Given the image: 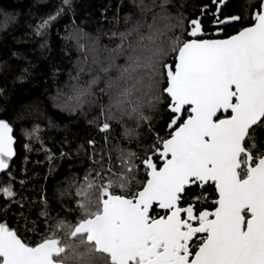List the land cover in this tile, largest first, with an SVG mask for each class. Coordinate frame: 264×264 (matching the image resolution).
Segmentation results:
<instances>
[{"label": "snow or ice", "instance_id": "snow-or-ice-1", "mask_svg": "<svg viewBox=\"0 0 264 264\" xmlns=\"http://www.w3.org/2000/svg\"><path fill=\"white\" fill-rule=\"evenodd\" d=\"M229 3L132 0L123 30L117 8L103 34L119 43L93 57L90 79L70 73L65 106L91 131L65 135L59 158L83 156L88 166L59 190L58 209L44 187L33 198L15 189L27 168L14 172V121L0 118V264H264V0L243 12L225 11ZM0 13L4 28L16 19ZM69 13L73 31L61 39L83 47L90 37L75 25L73 0L33 13L24 40L46 55L53 25ZM24 59L19 80L31 67ZM114 123L127 146L114 143ZM40 133L24 130L51 171L56 154Z\"/></svg>", "mask_w": 264, "mask_h": 264}, {"label": "trees", "instance_id": "trees-1", "mask_svg": "<svg viewBox=\"0 0 264 264\" xmlns=\"http://www.w3.org/2000/svg\"><path fill=\"white\" fill-rule=\"evenodd\" d=\"M58 2L59 0H39L37 7V0H0V9L16 14V19L10 20L4 28L5 18L3 13H0V88L4 89V92L0 94V118L14 121L18 153L12 162L14 172L16 169L27 168V177L20 173H15V175L17 180L25 178L28 182L23 186L15 183L14 187L17 192L28 198L37 197L40 189L44 187L50 204L56 209L59 208L60 203L59 190L66 187V180L71 178V174L82 176L84 168L88 166V161L83 156L81 158L73 156L71 159L59 158L61 150L59 141L65 135H68L70 139L74 134L83 138L86 130L91 131L87 129L86 122L78 111H68L65 106L63 97L71 94L70 73L75 76L82 68V80L91 78L88 69L95 67L92 63L93 57L103 59L107 56L104 46L111 48L119 43L118 40H109L108 36L103 34L112 27L109 21L119 8L121 23L118 27L123 30V16L132 6V0H73L75 25L88 33L90 38H82L79 41L83 47H79L75 39H61V36L67 37L73 31L72 14H66L53 25L52 50L44 55L40 53L35 42L24 40V32L28 30V23L35 22L33 13L39 15ZM247 2L248 0H232L225 11L243 12ZM103 9H107V17L102 15ZM65 25H67V30H65ZM56 29L60 30L59 36L56 34ZM96 37L99 39L95 40ZM94 41L95 51H93ZM14 51L22 55L13 57L12 52ZM25 56L31 60V67L29 75L19 80L17 76L20 74V69L27 66ZM119 62L123 63V60ZM99 87L102 88L103 84L101 83ZM58 89L60 90L59 95ZM96 96L100 97L102 102L107 103V97L101 96L99 89L96 90ZM49 121H52L56 127H49ZM34 125L40 126L41 138L56 154V159L52 161L51 171H49V163L45 160V154L36 150L40 147L39 141H30L24 135V130H31ZM113 128L112 135L118 138L114 143L127 146V141L120 136L119 123H114ZM96 138L100 139L99 136ZM25 143L32 144L31 153L25 152L23 147ZM25 155H28L31 161L27 165L24 163ZM36 161L43 163L36 164ZM6 179V174L1 173L0 182ZM64 202L66 203L67 200L65 199ZM2 203L3 201L0 200V204ZM39 207L38 203L33 205V217ZM15 222L13 219V223Z\"/></svg>", "mask_w": 264, "mask_h": 264}, {"label": "flooded vegetation", "instance_id": "flooded-vegetation-1", "mask_svg": "<svg viewBox=\"0 0 264 264\" xmlns=\"http://www.w3.org/2000/svg\"><path fill=\"white\" fill-rule=\"evenodd\" d=\"M231 2H232V0H231ZM230 4V3H229Z\"/></svg>", "mask_w": 264, "mask_h": 264}, {"label": "water", "instance_id": "water-1", "mask_svg": "<svg viewBox=\"0 0 264 264\" xmlns=\"http://www.w3.org/2000/svg\"><path fill=\"white\" fill-rule=\"evenodd\" d=\"M1 174V173H0Z\"/></svg>", "mask_w": 264, "mask_h": 264}]
</instances>
